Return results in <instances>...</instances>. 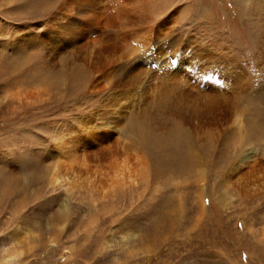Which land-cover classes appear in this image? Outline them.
Here are the masks:
<instances>
[{
	"label": "rangeland",
	"instance_id": "374dc122",
	"mask_svg": "<svg viewBox=\"0 0 264 264\" xmlns=\"http://www.w3.org/2000/svg\"><path fill=\"white\" fill-rule=\"evenodd\" d=\"M8 1L0 264H264V0H92L91 25L126 17L99 46L78 23L46 38L53 10Z\"/></svg>",
	"mask_w": 264,
	"mask_h": 264
},
{
	"label": "bare ground",
	"instance_id": "6f19581e",
	"mask_svg": "<svg viewBox=\"0 0 264 264\" xmlns=\"http://www.w3.org/2000/svg\"><path fill=\"white\" fill-rule=\"evenodd\" d=\"M92 0H9L8 1V4H11V5H13L14 4V6H15V4L17 5L16 7H17V9H19V10H21V12H20V14H22V16H25V15H31V14H33V13H37V12H50V11H52L53 10V13H52V15H51V18H50V26L46 29L47 30V32L44 34L45 35V37L46 38H48L47 36H51V33L54 31V27L55 26H57V28H60L59 30H58V32H60L62 29L64 30V29H67L68 31V34L70 35V34H72L71 32L72 31H74L75 29L73 28L74 26H73V24H80V25H82V24H84L85 26L84 27H82L81 28V26H80V29H83V30H86V31H89V29L88 28H91L92 30H90V31H92L93 32V30H94V32H93V34L90 36V39H91V41H90V39H89V44H91L92 46H95V45H97L98 44V46H99V44L100 43H103V40H102V38H103V35H107V37H109L108 36V32L107 31H111V30H114L116 27H117V24H116V22H115V20L117 19H119L120 17H123V16H120L119 18L118 17H111V15L109 16L108 14V16L107 17H103L102 16V18H101V20H100V18H99V20H98V22L96 23V24H94V25H91L90 24V22L91 21H93V19L92 18H88V17H83V14L85 13V9H82L81 7H83L84 8V5L85 6H89V3L91 2ZM109 1V0H108ZM113 1V0H112ZM111 1V2H112ZM115 1V0H114ZM121 1V0H120ZM125 1H127V0H125ZM125 1H123V2H125ZM132 1H134V0H132ZM147 1V0H146ZM235 1V3H236V5L238 6V7H240V9H242L243 11H246V10H248V9H251V8H254V9H256V7L258 6L257 5V3H255L254 4V6L252 7V4H251V2L250 1H248V0H234ZM107 2V1H106ZM110 2V1H109ZM122 2V3H123ZM135 2V1H134ZM140 2V1H139ZM142 2V1H141ZM140 2V3H141ZM149 2V1H148ZM114 3H116V2H114ZM143 3V2H142ZM147 3V2H146ZM150 3V2H149ZM148 3V4H149ZM80 4H81V7H80ZM145 4V3H144ZM147 4V5H148ZM114 5V4H113ZM120 5V4H119ZM143 5V4H142ZM141 5V6H142ZM118 6V5H117ZM124 6V5H123ZM136 6V5H135ZM134 6V7H135ZM138 6V5H137ZM137 6L135 7V8H137ZM140 6V5H139ZM138 6V7H139ZM121 7V6H120ZM125 7V6H124ZM134 7H132V8H134ZM145 8V10L147 11V10H149L146 6H144ZM71 8H74V10L76 11V14L73 16V18H71L70 20H67L68 18H67V16H64V15H62V14H64V11H67V12H65V15H66V13H68V15H70V9ZM127 8V7H126ZM129 8V7H128ZM131 9V8H130ZM140 9V8H139ZM143 9V8H142ZM142 9H140V13L142 14V11L144 10H142ZM122 11V10H121ZM134 11H135V9H134ZM133 11V13H135ZM150 11V10H149ZM148 11V12H149ZM116 12V11H115ZM124 12V11H123ZM130 12V11H129ZM138 12V11H137ZM136 12V13H137ZM148 12H145L144 14H146V16H144V17H146V18H144L143 17V20L141 21L140 20V22H141V25H140V28H145V30H144V33H145V31H146V28L147 27H149L150 29L153 27V25L151 26V22L149 21V20H151L150 19V13L148 14ZM121 13V12H120ZM86 14V13H85ZM117 14V13H116ZM128 14V13H127ZM113 15V14H112ZM47 16V15H46ZM49 16V15H48ZM116 16V15H115ZM118 16V15H117ZM128 16V15H127ZM135 16H136V14H135ZM139 16V15H138ZM141 16V15H140ZM50 17V16H49ZM130 17H131V15H130ZM134 17V16H133ZM133 17H132V19H133ZM137 18V17H136ZM122 19V18H121ZM123 19H124V17H123ZM131 19V18H130ZM140 19V18H139ZM138 19V20H139ZM66 20V24H65V21ZM124 20H126V17H125V19ZM123 20V21H124ZM62 21V22H61ZM120 21V20H119ZM122 21V20H121ZM133 21V20H132ZM126 22V21H125ZM130 22V21H129ZM119 23H122V22H119ZM127 23H128V21H127ZM154 23V22H153ZM158 23V22H157ZM129 24V23H128ZM132 24H135V23H132ZM138 24H139V22H138ZM137 24V25H138ZM163 24V23H162ZM48 25V24H47ZM118 25H120V24H118ZM130 25V24H129ZM136 25V26H137ZM161 25V24H160ZM73 26V27H72ZM124 26H125V24H124ZM132 26V25H131ZM136 26H135V28H134V25L132 26L134 29H136ZM139 26V25H138ZM151 26V27H150ZM155 26H156V24H155ZM121 27H123V26H121ZM112 28H114V29H112ZM119 28V27H118ZM125 28V27H124ZM128 28V27H127ZM158 28V27H157ZM157 28H156V30H157ZM79 29V28H78ZM137 29H138V27H137ZM115 30H117V29H115ZM119 30H120V28H119ZM119 30H117V31H119ZM127 31H131L130 30V28H129V30L128 29H126ZM125 30V31H126ZM141 30V29H140ZM152 30V29H151ZM156 30H153V31H156ZM109 31V32H110ZM126 31V32H127ZM136 31V30H135ZM134 30H133V32H135ZM148 31V30H147ZM159 31V30H158ZM57 32V34L54 36V41H51V43L52 42H54L55 43V40L57 41V40H59V37L60 36H58L59 35V33ZM126 32L124 33H120V32H118V33H120V34H123V36H125V35H127L126 34ZM132 32V31H131ZM130 32V33H131ZM137 32H140V31H137ZM90 33V32H89ZM136 33V32H135ZM142 33H143V31H142ZM151 33H153V32H151ZM151 33H148V35H151ZM154 33H157V31L156 32H154ZM159 33H160V31H159ZM74 34V33H73ZM110 34V33H109ZM125 34V35H124ZM146 34V33H145ZM67 35V34H66ZM75 35V34H74ZM89 35V34H88ZM138 35V34H137ZM137 35H136V37H137ZM140 35H141V32H140ZM143 35V34H142ZM156 35V34H155ZM144 37H145V35H143ZM142 36V37H143ZM153 36V35H152ZM151 36V37H152ZM157 37H158V33H157V35H156ZM105 37V36H104ZM132 37V36H131ZM140 37V36H139ZM141 37V38H142ZM146 37H147V35H146ZM149 37V36H148ZM160 37V36H159ZM41 38H44V37H42L41 36ZM88 38V37H87ZM117 38L119 39V43H121V39H120V35L119 36H117ZM150 38V37H149ZM148 38V39H149ZM86 39V38H85ZM142 39H144V38H142ZM104 40H106L105 38H104ZM124 41H126V38H124L123 39ZM47 41V40H46ZM78 41V40H77ZM41 43H44L43 41H41ZM49 41H47V42H45L44 44H42V45H44V46H48V45H51L50 47H52L53 46V44H51ZM74 43V42H73ZM88 44V45H89ZM76 45V44H75ZM87 45V46H88ZM102 45V44H101ZM86 46V47H87ZM167 46V48L168 47H170V45H166ZM88 48V47H87ZM91 49V48H90ZM94 49V48H93ZM165 50H166V48L162 45V46H160V48H158V49H148L146 52H145V54H144V56L142 55V57L144 58V59H150L151 57H152V59H154L155 57H157V56H160V55H162V53H164L165 52ZM168 50H172V47L171 48H169ZM56 54H58V52H54V55H56ZM74 54V53H73ZM76 57H78V56H76ZM76 59H78V58H76ZM79 59H80V57H79ZM210 60V59H209ZM136 61V60H135ZM148 61V60H147ZM211 61H213V60H210V62ZM83 65V64H82ZM212 66L214 67V69H218L219 71H227V70H229V68H228V66L226 65V64H224V65H221V64H218V62L217 61H213L212 62ZM82 67V66H81ZM84 68V67H83ZM132 68V67H131ZM87 71V70H86ZM85 73V72H84ZM89 73V72H88ZM77 74V73H76ZM186 75V74H185ZM184 75V76H185ZM58 77V76H57ZM183 78V77H182ZM187 79V76L184 78V79H180L179 78V76H176V75H172V78L170 79V80H167V81H170V82H172V83H174V85H175V93L173 94V98L177 95V93L179 92V90H180V86H182V85H178V84H183L184 83V81ZM74 80H78V81H85L86 80V78L83 76V72L82 71H79V74H77L75 77H74ZM57 82H59V79H57L56 80ZM198 89H199V87H198ZM208 102H210V100H208ZM217 102V98L216 97H213V99L211 100V102H210V104H214V103H216ZM209 104V105H210ZM262 133L264 134V129H263V131H262ZM177 146L178 147H181V149H183V151H182V156H183V158L185 159V160H189V158L190 157H192L191 156V154H190V150H191V146L189 145V143H188V141L186 140V139H181L180 141H179V143L177 144ZM203 155V154H202ZM74 157V156H73ZM63 159V158H62ZM69 160H71V158L69 159ZM63 161V160H62ZM61 161V162H62ZM200 160H198L197 162H199ZM61 162H59V163H61ZM67 162V161H66ZM78 162V161H77ZM70 163V162H69ZM59 165V164H58ZM66 165V164H65ZM61 167H64V166H61ZM67 167H70V166H68L67 165ZM71 168H69V170H70ZM117 169V168H116ZM65 170V169H64ZM58 172V171H57ZM116 176V175H115ZM118 179V178H117Z\"/></svg>",
	"mask_w": 264,
	"mask_h": 264
}]
</instances>
